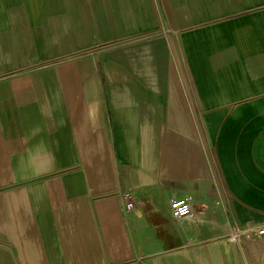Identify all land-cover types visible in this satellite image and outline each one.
<instances>
[{
    "label": "crops",
    "instance_id": "0c3cea01",
    "mask_svg": "<svg viewBox=\"0 0 264 264\" xmlns=\"http://www.w3.org/2000/svg\"><path fill=\"white\" fill-rule=\"evenodd\" d=\"M260 225L264 0H0V264H264Z\"/></svg>",
    "mask_w": 264,
    "mask_h": 264
},
{
    "label": "built area",
    "instance_id": "2783aa9c",
    "mask_svg": "<svg viewBox=\"0 0 264 264\" xmlns=\"http://www.w3.org/2000/svg\"><path fill=\"white\" fill-rule=\"evenodd\" d=\"M120 200L127 210L132 207V195L130 192L124 191L120 193ZM171 216L174 219H181L191 214V204L188 198H174L169 203ZM257 234L263 235L264 229L257 228Z\"/></svg>",
    "mask_w": 264,
    "mask_h": 264
},
{
    "label": "rangeland",
    "instance_id": "374dc122",
    "mask_svg": "<svg viewBox=\"0 0 264 264\" xmlns=\"http://www.w3.org/2000/svg\"><path fill=\"white\" fill-rule=\"evenodd\" d=\"M114 46H115L114 44L110 43V44H107L104 47H96V48H93V49H89V50H85V51H80L77 54H75L74 56L75 57H78V56H83V55H87V54L88 55H93V54L94 55H99V54H102L103 52H107L108 50L112 49ZM45 64L48 65L49 63H45ZM221 208H223V206H221ZM258 229H264V225H260L258 227ZM234 230H235L234 232H237L238 231L236 229V227H234ZM218 231H219V233H221V234H219V238L216 239L217 241H219V243H221L222 241H224L226 238H231V236H232V235H228L227 236L225 234V229L223 227V222L222 221H220V225L218 227ZM242 235L243 234H241L238 239H240L241 243L243 244V241H242L243 240V236ZM238 243H239L238 241H234V244L236 245V250L238 252V257H240V255H239L240 254L239 253V248L237 247L239 245ZM223 264H225L224 260H223ZM252 264H256V263H252Z\"/></svg>",
    "mask_w": 264,
    "mask_h": 264
},
{
    "label": "bare ground",
    "instance_id": "6f19581e",
    "mask_svg": "<svg viewBox=\"0 0 264 264\" xmlns=\"http://www.w3.org/2000/svg\"><path fill=\"white\" fill-rule=\"evenodd\" d=\"M248 228V227H247ZM257 228H258V226H253V227H249L247 230H251V231H257ZM231 240L234 242V241H238V234H236V233H233L232 234V238H231ZM243 257V256H242ZM246 263V262H245ZM244 263V264H245Z\"/></svg>",
    "mask_w": 264,
    "mask_h": 264
}]
</instances>
